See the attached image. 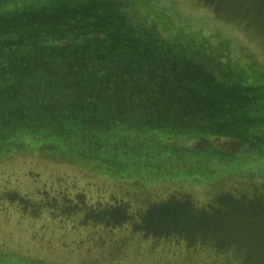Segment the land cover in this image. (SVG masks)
Masks as SVG:
<instances>
[{
  "label": "rangeland",
  "instance_id": "1",
  "mask_svg": "<svg viewBox=\"0 0 264 264\" xmlns=\"http://www.w3.org/2000/svg\"><path fill=\"white\" fill-rule=\"evenodd\" d=\"M19 1L23 8L57 2ZM107 2L203 61L221 82L255 86L239 91L228 84V92L255 95L258 104H248L250 97L233 108L192 98L164 104L145 96L127 105L123 98L116 114L128 118L124 132L134 139L121 130L115 147L106 145L101 154L78 132L61 145L54 136L35 141L24 135L22 145L10 143L0 150V264H264L263 213L259 224L233 233L229 242L210 236L191 243L139 228L144 216L149 228L199 232L208 226L212 232L209 209L223 213L253 198L264 202L262 13L254 10L248 22L200 0ZM60 113L51 122L69 119ZM80 115L92 128L85 111ZM176 199L188 206L161 205Z\"/></svg>",
  "mask_w": 264,
  "mask_h": 264
},
{
  "label": "trees",
  "instance_id": "2",
  "mask_svg": "<svg viewBox=\"0 0 264 264\" xmlns=\"http://www.w3.org/2000/svg\"><path fill=\"white\" fill-rule=\"evenodd\" d=\"M107 1L57 0L47 6L43 2L23 8L17 4L22 5L19 0H0V150L17 141L22 145L24 135L35 141L54 136L55 145H61L70 143L78 132L92 140L101 154L106 145L115 147L116 137L122 133L130 135L128 140L134 139L130 131L124 132L125 115L116 114L123 98L127 105H135L137 98L145 96V101L164 104L173 103V98H192L204 106L222 101L232 107L231 103L245 105L247 97L253 108L258 104L255 95L228 92V84L239 91L255 86L241 88L221 82L203 61L163 42L149 25L133 22L118 3L113 7ZM200 1L235 19L250 22L257 9L264 17V0ZM83 111L95 122L92 128L84 123ZM59 113L69 119L51 122V115L58 118ZM74 115L80 120H73ZM258 198L230 212L209 209L211 214H206L215 227L212 232L208 226L196 232L198 227L178 225L161 231L146 227L144 216L139 228L161 238L186 237L191 243L210 236L229 242L227 237L233 233L261 222L258 215L264 214V202ZM163 203L162 207L187 204L179 199Z\"/></svg>",
  "mask_w": 264,
  "mask_h": 264
}]
</instances>
